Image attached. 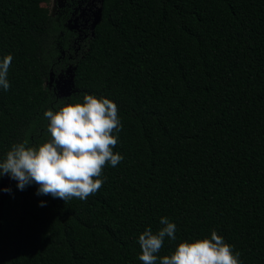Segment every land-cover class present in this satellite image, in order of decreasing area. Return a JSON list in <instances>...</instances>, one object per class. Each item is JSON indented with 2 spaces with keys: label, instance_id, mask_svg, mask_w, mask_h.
<instances>
[{
  "label": "trees",
  "instance_id": "trees-1",
  "mask_svg": "<svg viewBox=\"0 0 264 264\" xmlns=\"http://www.w3.org/2000/svg\"><path fill=\"white\" fill-rule=\"evenodd\" d=\"M48 1L0 0V162L86 94L117 105L123 159L86 200L0 176V264H143L139 235L162 217L176 239L158 257L216 231L241 264H264V0H73L58 19Z\"/></svg>",
  "mask_w": 264,
  "mask_h": 264
},
{
  "label": "clouds",
  "instance_id": "clouds-1",
  "mask_svg": "<svg viewBox=\"0 0 264 264\" xmlns=\"http://www.w3.org/2000/svg\"><path fill=\"white\" fill-rule=\"evenodd\" d=\"M13 57L0 62V86L8 90L7 73ZM48 120L50 139L31 145L28 139L14 143L0 162V176L17 181L21 191L35 183L36 195L51 196L65 202L73 197L86 200L103 185L106 164L117 166L123 159L113 152L121 130L117 105L108 98L85 95L83 103L63 104L58 110L43 113ZM8 192L10 189H4ZM41 206H44L41 202ZM163 227L155 234L148 228L139 235V260L143 264H241L239 253L212 231L210 238L183 241L170 255L158 257L165 238L175 240L176 225L167 217L160 219Z\"/></svg>",
  "mask_w": 264,
  "mask_h": 264
},
{
  "label": "rangeland",
  "instance_id": "rangeland-1",
  "mask_svg": "<svg viewBox=\"0 0 264 264\" xmlns=\"http://www.w3.org/2000/svg\"><path fill=\"white\" fill-rule=\"evenodd\" d=\"M72 4H73V0H49L47 3H43L42 5L47 8L50 15L55 17V19H58L63 13L73 8ZM92 18H93V15H92ZM70 70L71 68L67 67L64 70V72L58 74L54 80V88L58 95H60L63 92H66V90L68 91L71 90V85H69L68 87V84L64 82V80L67 79V77L69 76L71 72Z\"/></svg>",
  "mask_w": 264,
  "mask_h": 264
},
{
  "label": "water",
  "instance_id": "water-1",
  "mask_svg": "<svg viewBox=\"0 0 264 264\" xmlns=\"http://www.w3.org/2000/svg\"><path fill=\"white\" fill-rule=\"evenodd\" d=\"M92 15H93V18H92V21H91V23H90V25H89L90 29H92V27L94 26V24H95V23L98 21V19H99V15H100V13H99V9H96V10L92 13ZM68 68H69V67H68ZM70 71H72V70H70ZM64 82H66V83L68 84V87H69V85L72 86V74H71V72H70L69 76L67 77V79L64 80ZM69 92H70V91L66 90V92L61 93L59 96H66V95L69 94Z\"/></svg>",
  "mask_w": 264,
  "mask_h": 264
},
{
  "label": "flooded vegetation",
  "instance_id": "flooded-vegetation-1",
  "mask_svg": "<svg viewBox=\"0 0 264 264\" xmlns=\"http://www.w3.org/2000/svg\"><path fill=\"white\" fill-rule=\"evenodd\" d=\"M92 12V11H91ZM91 12H90V15H91Z\"/></svg>",
  "mask_w": 264,
  "mask_h": 264
}]
</instances>
